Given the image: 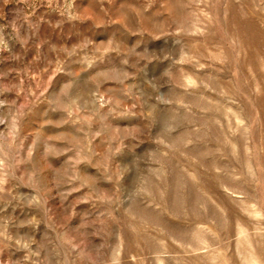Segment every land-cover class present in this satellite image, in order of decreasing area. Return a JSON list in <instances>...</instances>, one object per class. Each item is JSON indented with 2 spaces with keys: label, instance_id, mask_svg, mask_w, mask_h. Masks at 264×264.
<instances>
[{
  "label": "rangeland",
  "instance_id": "rangeland-1",
  "mask_svg": "<svg viewBox=\"0 0 264 264\" xmlns=\"http://www.w3.org/2000/svg\"><path fill=\"white\" fill-rule=\"evenodd\" d=\"M0 264H264V0H0Z\"/></svg>",
  "mask_w": 264,
  "mask_h": 264
}]
</instances>
